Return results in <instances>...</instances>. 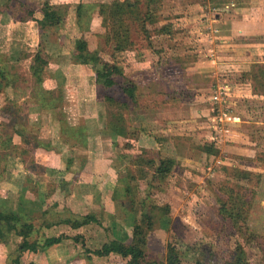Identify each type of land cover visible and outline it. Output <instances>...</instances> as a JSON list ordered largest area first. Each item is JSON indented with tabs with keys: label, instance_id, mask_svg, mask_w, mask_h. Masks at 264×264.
I'll use <instances>...</instances> for the list:
<instances>
[{
	"label": "crops",
	"instance_id": "1",
	"mask_svg": "<svg viewBox=\"0 0 264 264\" xmlns=\"http://www.w3.org/2000/svg\"><path fill=\"white\" fill-rule=\"evenodd\" d=\"M110 1L115 0H0V74L6 77L2 79L0 75V151L3 153L0 155V210L21 214L35 229L45 230L46 237L63 238L42 250L23 252L19 264H129V257L118 253L105 256L94 253L111 240L130 243L131 212L124 208V203L123 206L119 203L126 193L116 168V146L124 136L116 135L110 126L113 117L105 106L104 97L110 88L96 81L90 57L80 58L74 49L75 39L81 35L87 40L88 50L101 48L98 40L99 37L105 39L108 15L100 6ZM179 1L177 7L193 8L192 4ZM252 2L253 8L247 4L239 7L233 2L227 10L222 7V12L233 10L234 14L218 12L212 19V33L218 44L209 54H214L218 60L205 56L185 66L188 80L182 86L199 88L198 85L204 84L202 87L207 88L209 94L197 97L205 101H214L213 93L223 87L239 88L233 95L230 93L231 109L224 119H220L222 113L218 106L208 114L200 110L202 116L210 120L206 131L211 134L206 141L214 143L217 149H223L225 144L231 149L239 141L252 140L253 131L259 128L264 135L262 121L247 116L249 121L245 122L237 107L241 99L264 105V84H261V81L264 83V16L262 12H255L259 8L264 11V0ZM44 3L62 9V26L40 28L37 21ZM79 4L83 5L85 15L77 19ZM206 4L210 7L205 0L196 6L206 8ZM180 21L179 16H174L161 22H170L175 27ZM173 33L166 34L174 37L177 33ZM226 45L238 49H225ZM245 48L246 51H239ZM121 53L118 63L126 75L152 77L154 71L149 73L148 65L143 66L142 62L134 65L125 51ZM37 57L45 64L40 65ZM233 58L240 62H230ZM233 64L236 68H231ZM161 68L158 67L157 72ZM200 77L205 82L193 81ZM151 80L156 85L161 83L162 88L156 87L158 96L161 90L167 92L166 100L162 101H173L168 90L170 78L154 74ZM130 121L135 123L133 117H129ZM141 123L143 120L137 122L147 134L140 132L136 137H125L136 149H160L181 136L174 133L169 123L166 139L148 131ZM22 151L29 153L31 162L27 159L26 163ZM255 169L248 171L262 175L259 185L264 197V173H261L264 165L260 170ZM63 197L68 209L56 206L64 204ZM259 209L258 212L264 213V204ZM254 213L251 211V216ZM85 217L88 223L81 226L73 227L67 222H80ZM87 232L96 235L95 238H90ZM86 236L96 243L88 246ZM11 251L9 245L0 242V264H9Z\"/></svg>",
	"mask_w": 264,
	"mask_h": 264
},
{
	"label": "rangeland",
	"instance_id": "2",
	"mask_svg": "<svg viewBox=\"0 0 264 264\" xmlns=\"http://www.w3.org/2000/svg\"><path fill=\"white\" fill-rule=\"evenodd\" d=\"M203 1L181 0V2L193 5V8H188L187 6L177 7L176 3H179V0H163L164 4H157V7L152 10L158 19L146 23V28L150 32L149 37L140 31L141 25L133 21V19L136 21L134 13L137 9L140 14L145 11V0H140V6L136 7L135 11L124 5L121 7L122 2L119 0L110 1L106 5L104 10L108 15L105 19L106 30L111 22V29L121 32L123 26L112 21L117 18L126 19L127 25L123 24L124 27H131L130 36L134 43L133 45L129 43L124 49L126 57L134 65L138 62H142L143 66L148 65L146 69H149V73L154 71L152 77L156 74L161 78L163 76L170 78L168 90H170V95H174L173 101H162V99L166 100V94L158 96L155 93L157 86L162 88L161 83L156 85L151 80V75L141 74L138 75L139 77L136 75H134L135 78L131 77L126 75L123 69L124 74L132 82L141 84L136 85L138 87L135 88L134 99L122 92L116 85L107 89V95L113 98L111 102L105 98L107 110L111 113L113 120L117 117L113 116L114 114L120 115L126 127L131 124L129 117H133L134 124L143 120L141 125L149 129L148 131L159 134L160 137L163 135L165 139L168 136L165 134L168 123L175 134H181L180 137H176L177 140L160 147V156H171L175 161L171 166V171L165 175L159 174L160 176L155 173V168L159 164L157 156L152 153L143 152L142 154V151L136 149L130 139L126 140L127 136L119 139L116 146L118 155L116 168L122 188L126 193L125 199L119 203L121 206L124 203V208L131 212V238L129 240L130 243L135 242L142 247L145 255L143 264H166L170 246L177 249L181 264H195L197 261L201 264H233L238 258L243 259L239 255L245 257L247 264H262V262L264 264V213L257 211L261 210L259 208L264 204L262 191L260 192L262 186L259 185L262 175L258 172H249L250 169L255 168V170H260L259 168L264 165V135L260 131L262 128L253 131L255 134L252 140L243 143L239 141L234 144V147L232 145L231 149H227L225 144L223 149L218 147L215 153L207 154L202 144L210 143L206 141L211 134V131H206V126H210V120L202 116L200 110L204 109V112L208 114V112H214L215 107L218 106L222 113L221 120L224 119L223 117L231 109L228 99L239 88H234V85L232 88H221L219 90L222 92L221 101L225 98L224 101L217 103L211 101L213 103L211 104L210 101L197 97L209 94L210 91L202 87L204 84L198 85L201 86L199 88L182 86L185 80H188L185 70L187 64L190 65L195 59L205 56L217 59L214 54H209L212 52L210 49L218 44L212 33L214 29L212 19L215 14L218 12L221 15L234 14L233 10L222 12L223 5L232 7L231 5L235 3L243 7L247 4L248 7L253 8L250 5L253 2L252 0H205L210 3V7L207 4L206 8L203 4L202 7L196 6ZM255 12H262L264 16L262 8L256 9ZM174 16L181 18L178 26L173 27L176 28L173 34L175 32L177 34L172 37L167 36L166 33L164 35L157 33L159 27L166 23L161 21ZM98 41L102 44L101 48L97 49L99 53L95 55L109 62L114 60L121 67L118 62L122 53L114 51L117 41L110 39L107 43L104 37H99ZM226 46L225 49L232 51L238 49L233 45ZM246 50L245 48L239 51ZM90 60L93 64L91 57ZM229 60L235 63L240 62L235 58ZM156 64L159 68L164 67L157 72ZM234 64L231 68H236ZM92 66L103 68L101 61ZM142 80H144L143 83ZM193 81L204 80L200 77ZM34 84H36V79ZM261 84L264 83L261 81ZM179 93H184L185 97L179 96ZM99 94L101 95L100 91ZM237 107L241 111V118L246 120L245 122L249 121L247 116H252L255 120L262 121L261 125H264L263 104L257 101L249 103L241 99ZM189 122L191 124H187ZM119 123L122 124V122ZM245 126L251 128L247 123ZM131 128H127L128 134L133 132ZM184 129L187 130L186 133L183 132ZM210 144L215 147L214 143ZM241 145L244 147L239 148ZM13 151L20 152V149ZM2 154L0 151V155ZM21 154L25 155L27 163L29 153L22 151ZM147 161L150 163H146ZM223 163L228 168L220 167ZM261 173L264 172L261 170ZM65 198L63 197L62 200L64 204L59 200L61 203L56 206L68 209L69 205ZM242 202H244L243 208L249 209L244 217L245 220L234 213ZM251 211L255 212L253 216L250 214ZM148 223H152L151 227H148ZM42 234L46 235L47 232L36 227L32 238H40ZM87 234L90 238L96 236L93 233L87 232ZM9 236V246L14 248L13 244L20 238L13 234ZM88 236L84 237V240L88 246H93L92 242L96 243V241Z\"/></svg>",
	"mask_w": 264,
	"mask_h": 264
},
{
	"label": "trees",
	"instance_id": "3",
	"mask_svg": "<svg viewBox=\"0 0 264 264\" xmlns=\"http://www.w3.org/2000/svg\"><path fill=\"white\" fill-rule=\"evenodd\" d=\"M159 0H145V11L143 14L138 13V9L134 13L136 18V21L133 19L135 23H139L140 26V31L146 35V37H149L150 32L146 28V23H151L152 21L154 22L155 20L158 19L156 13H153L152 10L157 7ZM140 0H125L124 2L120 3V6L129 8V9H136V7L140 6L139 3ZM83 5L79 4L76 7V18L79 19L83 15H85L84 10H83ZM224 7V5L222 6ZM106 8V5H101L100 9L103 10ZM62 9L59 8H53L51 7L48 3H44L41 6V17L38 19V24L41 29H44L45 26H62V21H63V14H62ZM113 22L119 23L120 26H123V29L121 32L115 29H111V22L109 24L108 29L106 30L105 33V41L108 43L110 39H115L117 41V44L115 45V52H122L124 49H126L129 45H133V40L131 39L130 33L132 32L131 27L125 26L127 25V20L126 19H115L112 20ZM129 25V24H128ZM157 33H168L171 34L174 29H173V24L170 22H166L165 24H162L159 29L157 30ZM74 49H75V54L83 58L85 56L91 57L93 60V64H96V62L101 61L103 64V68H94L95 70V76H96V81L98 83H101L104 85L106 88H111L114 85L118 86L120 90L124 93H126L128 96L131 98H135V88L136 83L132 82L130 78H128L123 71V68L118 66L114 60L111 62L104 60L103 58L98 57V55L95 53L98 52V50H93L90 51L88 50L87 47V40L84 35H81L80 37L75 39V44H74ZM101 51V50H100ZM99 53V52H98ZM37 61L39 62L40 65L45 64L44 60H41L40 58H36ZM95 67V66H94ZM4 73V72H3ZM38 74V71H37ZM1 78L3 79L5 77L4 74H0ZM117 75V76H116ZM6 78V77H5ZM40 79V77H39ZM142 87H144L142 85ZM161 94H167L166 92H163L161 90ZM179 96H183L181 93L178 94ZM172 96V95H171ZM174 96V95H173ZM106 100L112 101L113 98L110 96L106 95L105 96ZM117 116L114 118L113 123L110 124L111 129L116 135L119 136H126L129 135L131 137H136V135L140 132L143 134H147L148 132L140 128V125L138 124H130L132 126L131 129H133V132L127 133V128L129 127L125 126L124 124V119L120 118V115H113ZM119 122H122L119 123ZM131 122V121H130ZM142 126V125H141ZM155 139L158 140V137L155 136ZM211 143V142H210ZM210 143H203L202 145L204 146L203 149L207 152V154L210 153H215L217 148H215L212 144ZM159 148H146L143 147L141 149V153L143 152L145 154L152 153L155 156H157L158 160V165L155 168V173L157 175H165L171 171V166L173 163H175L174 159L171 156H160L159 153ZM141 154V155H142ZM141 161V160H140ZM152 161V160H151ZM146 163H150V161H147ZM159 175V176H160ZM235 201V200H234ZM244 202L241 204H237L238 207L236 208L235 215L241 216L245 220L246 214L249 212V209L245 207L243 208ZM243 208V209H242ZM242 209V211H241ZM219 211V210H218ZM71 226L77 227L81 226L83 224L88 223L87 218L85 217L82 221L80 222H71L67 221ZM148 227H151L152 223H148ZM35 231L34 225L31 222H28L27 219H25L21 214L12 212V211H2L0 210V242L9 245V235L13 234L15 236H18L20 240L18 242H15L13 244L12 251L9 257V264H19V260L23 254V252L29 250V251H37V250H42L52 244L60 242L63 238L62 237H46V235L42 234L40 238L34 237L32 238V234ZM38 232V231H37ZM114 252L118 253L119 255L123 257H129V264H143V259L145 257L144 252L142 250V247L138 245L135 242L131 243H123L118 240H111L109 242H106L102 245L100 249L95 250V254L99 256H105L108 255L109 253ZM239 257H242L243 259L238 258L236 262L233 264H247V262L244 260L245 257L242 255H239ZM166 264H181L180 259L178 258V251L174 247H169L168 250V255L166 258ZM195 264H201L199 261H197Z\"/></svg>",
	"mask_w": 264,
	"mask_h": 264
},
{
	"label": "built area",
	"instance_id": "4",
	"mask_svg": "<svg viewBox=\"0 0 264 264\" xmlns=\"http://www.w3.org/2000/svg\"><path fill=\"white\" fill-rule=\"evenodd\" d=\"M231 6H233V4L231 5ZM228 7H230L229 5L228 6H226L225 7V9L226 8H228ZM222 92H220L219 90L217 91V93H215L213 96H212V100H214L215 102H220L221 101V99H222ZM225 99V98H224ZM224 99L222 100V101H224ZM221 101V102H222ZM221 119V118H220Z\"/></svg>",
	"mask_w": 264,
	"mask_h": 264
}]
</instances>
